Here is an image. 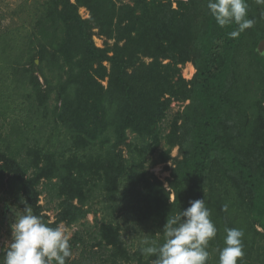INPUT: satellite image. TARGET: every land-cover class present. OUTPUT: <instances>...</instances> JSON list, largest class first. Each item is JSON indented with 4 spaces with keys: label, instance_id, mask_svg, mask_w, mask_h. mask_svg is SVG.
I'll return each mask as SVG.
<instances>
[{
    "label": "trees",
    "instance_id": "obj_1",
    "mask_svg": "<svg viewBox=\"0 0 264 264\" xmlns=\"http://www.w3.org/2000/svg\"><path fill=\"white\" fill-rule=\"evenodd\" d=\"M207 2L43 0L9 64L15 92L43 120L42 138L29 147L20 128L14 141L0 138V200L10 195L24 210L23 199L51 226H72L92 214L98 190L115 198L131 177L159 243L168 216L204 199L218 230L208 246L215 264L225 228L244 232L240 264H257L251 254L264 239L257 228L264 231V4L247 0L255 24L232 39L236 25L218 26ZM187 64L195 69L191 79L182 74ZM174 101L189 104L166 132ZM47 128L64 134L58 146L50 137L41 144ZM175 148L169 190L146 164L159 151L160 163L173 161ZM44 193L57 200L55 222L40 203ZM95 225L96 247L110 251L111 264H152L155 257L129 250L120 225Z\"/></svg>",
    "mask_w": 264,
    "mask_h": 264
},
{
    "label": "rangeland",
    "instance_id": "obj_2",
    "mask_svg": "<svg viewBox=\"0 0 264 264\" xmlns=\"http://www.w3.org/2000/svg\"><path fill=\"white\" fill-rule=\"evenodd\" d=\"M42 3L43 0H0V138L3 142L4 140L12 142L17 135L16 131H19L20 128L27 133L24 140L29 147L34 143L37 144L36 140H41L40 123L43 120L33 115L27 104L24 103L23 97L15 92V86L10 79L12 68L9 64L20 53V49L17 48L21 45L20 37L27 35L38 20ZM262 3L264 4V2ZM174 6L176 7V4ZM81 15L84 18L90 16L86 9H81ZM95 42L99 47L104 46V40L99 37H95ZM192 66L187 64L182 67V74L186 79H191L195 74V69ZM41 82H44L42 78ZM104 84L106 85V82ZM53 103L54 101L51 100L52 105ZM188 104L189 102H173L172 110L163 124L166 132H169V123L173 116L177 112L183 111ZM46 132L41 143L43 145L47 143L49 137L56 146L59 145L60 140L64 139V134L60 133L58 136L57 130L47 128ZM131 139H133V135H131ZM123 149L125 156L129 158L128 149ZM165 149L166 147L162 146L160 151ZM160 151L148 158L146 170L154 174L170 190L168 180L171 178V170L175 167L174 160L180 157L179 149L175 148L172 151L173 161L167 163L159 162ZM173 200L174 195L171 196V201ZM40 203L45 206V214L48 215L49 220L55 222L58 213L57 200L51 199L47 193H44ZM91 210L92 214H89L85 221L72 226L62 223L68 230L73 251L68 264H111L110 251L106 248L96 247L97 229L95 224L103 221H113L120 225L123 240L132 253L144 246L143 241L146 238L161 241L160 234L153 235L155 228L151 219L145 216L142 194L133 187L131 177L125 179L121 185V191L115 198L105 195L101 189L98 190L91 203ZM22 211L23 209L17 203L15 204L12 196L7 195L6 200H0V264L3 261L4 249L11 241L10 226L14 223L15 217L22 214ZM257 228L264 232L259 225ZM260 247L262 250L252 251L251 260L257 264H264L263 238L259 242ZM215 263L216 254L213 253L210 256V264Z\"/></svg>",
    "mask_w": 264,
    "mask_h": 264
},
{
    "label": "clouds",
    "instance_id": "obj_3",
    "mask_svg": "<svg viewBox=\"0 0 264 264\" xmlns=\"http://www.w3.org/2000/svg\"><path fill=\"white\" fill-rule=\"evenodd\" d=\"M264 2V0H261ZM210 15L221 28L236 25L228 33L238 38L254 26L248 18L247 0H208ZM22 214L11 224V241L4 249L2 264H68L73 255L68 230L63 224L51 226L33 213L27 201ZM190 206L174 216H168L163 227V243L145 239L141 254L155 257L152 264H207L209 242L217 236V227L204 199L189 202ZM224 211L228 206L224 205ZM224 247L219 250V264H240L245 256L244 232L225 228Z\"/></svg>",
    "mask_w": 264,
    "mask_h": 264
},
{
    "label": "water",
    "instance_id": "obj_4",
    "mask_svg": "<svg viewBox=\"0 0 264 264\" xmlns=\"http://www.w3.org/2000/svg\"><path fill=\"white\" fill-rule=\"evenodd\" d=\"M258 51L263 54L264 53V41H262L258 47Z\"/></svg>",
    "mask_w": 264,
    "mask_h": 264
},
{
    "label": "crops",
    "instance_id": "obj_5",
    "mask_svg": "<svg viewBox=\"0 0 264 264\" xmlns=\"http://www.w3.org/2000/svg\"><path fill=\"white\" fill-rule=\"evenodd\" d=\"M190 65H192V64H190ZM193 67V66H192ZM194 68V67H193Z\"/></svg>",
    "mask_w": 264,
    "mask_h": 264
}]
</instances>
